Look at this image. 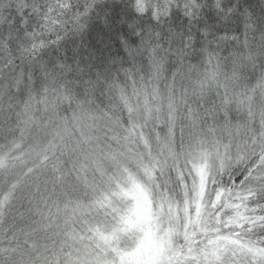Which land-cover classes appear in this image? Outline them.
Returning a JSON list of instances; mask_svg holds the SVG:
<instances>
[{
  "label": "snow or ice",
  "instance_id": "snow-or-ice-1",
  "mask_svg": "<svg viewBox=\"0 0 264 264\" xmlns=\"http://www.w3.org/2000/svg\"><path fill=\"white\" fill-rule=\"evenodd\" d=\"M0 264H264V0H0Z\"/></svg>",
  "mask_w": 264,
  "mask_h": 264
}]
</instances>
